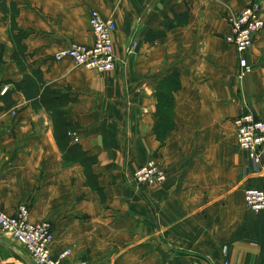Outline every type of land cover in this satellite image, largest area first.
<instances>
[{
  "label": "crops",
  "instance_id": "1",
  "mask_svg": "<svg viewBox=\"0 0 264 264\" xmlns=\"http://www.w3.org/2000/svg\"><path fill=\"white\" fill-rule=\"evenodd\" d=\"M254 1L264 9V0H0L2 210L27 206L32 223L52 222V255L72 250L61 264H264V212L244 201L264 189V171L245 174L234 123L247 113L264 121V29L243 78L226 41L228 16ZM93 10L117 25L111 73L54 61L94 43ZM173 77L172 130L160 139ZM150 159L166 183L137 189ZM0 264L34 263L0 235Z\"/></svg>",
  "mask_w": 264,
  "mask_h": 264
},
{
  "label": "built area",
  "instance_id": "2",
  "mask_svg": "<svg viewBox=\"0 0 264 264\" xmlns=\"http://www.w3.org/2000/svg\"><path fill=\"white\" fill-rule=\"evenodd\" d=\"M264 9L260 2L250 3L241 13L228 16L232 27V35L226 41L233 45L238 54L240 77L243 78L253 71L246 55L252 49L258 34L264 29ZM90 27L94 36L92 45L74 44L54 55V61L71 60L76 67L107 74L118 67L113 36L117 25L112 19H104L99 11L90 14ZM137 43L132 42L130 51ZM7 88L1 94L7 93ZM238 147L247 153L250 166L245 174H256L264 171V121L253 113L239 116L234 121ZM72 135V134H70ZM72 136H77L73 134ZM167 173L156 159H150L136 170L134 184L140 188H159L166 183ZM246 208L254 213L264 212V189H249L245 192ZM0 235L20 245L34 264H61L68 259L72 250L67 249L59 256L52 255L55 241L54 227L50 221L32 223L30 210L20 206L13 215L7 214L0 203Z\"/></svg>",
  "mask_w": 264,
  "mask_h": 264
},
{
  "label": "trees",
  "instance_id": "3",
  "mask_svg": "<svg viewBox=\"0 0 264 264\" xmlns=\"http://www.w3.org/2000/svg\"><path fill=\"white\" fill-rule=\"evenodd\" d=\"M169 83L170 84H168V82L165 83L163 89L166 90V93L161 94L162 97L160 98V104L162 105L163 109L167 112L166 115L167 119H165L164 124H162V129L156 130L160 139H164L168 134V132L172 130V124L170 123L168 118V116H170L169 113H171L173 107V99L171 97V91H177L179 89V83L177 77H174V80H170ZM168 91L170 92V95L167 93ZM168 122L170 123L169 126H167Z\"/></svg>",
  "mask_w": 264,
  "mask_h": 264
},
{
  "label": "rangeland",
  "instance_id": "4",
  "mask_svg": "<svg viewBox=\"0 0 264 264\" xmlns=\"http://www.w3.org/2000/svg\"><path fill=\"white\" fill-rule=\"evenodd\" d=\"M2 9H3V8H2ZM2 11H4V10H2ZM12 13H13V15H14V11H12ZM6 52H7L6 47H4L3 45H1V46H0V57L3 56ZM23 52H24V51L19 50V51H18V56H21V54H23ZM170 80H174V77L171 78ZM170 80H168V84H170V83H169ZM166 123H167V122H166ZM169 125H170V123L168 122L167 126H169Z\"/></svg>",
  "mask_w": 264,
  "mask_h": 264
}]
</instances>
